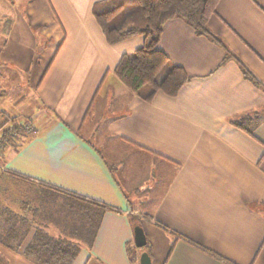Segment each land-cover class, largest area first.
Listing matches in <instances>:
<instances>
[{
  "label": "crops",
  "instance_id": "obj_1",
  "mask_svg": "<svg viewBox=\"0 0 264 264\" xmlns=\"http://www.w3.org/2000/svg\"><path fill=\"white\" fill-rule=\"evenodd\" d=\"M98 1L0 0V98L19 93L21 111L0 109V126L16 117L34 126L3 150L6 171L111 207L72 264H139L141 250L134 262L127 253L133 224L151 264H264V119L252 134L230 122L260 109L264 91L173 18L156 47L190 79L174 96L143 99L114 68L145 39L108 43ZM208 26L264 84V0H219ZM4 179L17 186L0 187V206L27 215L19 201L30 188ZM33 233L4 255L29 264L22 249Z\"/></svg>",
  "mask_w": 264,
  "mask_h": 264
},
{
  "label": "trees",
  "instance_id": "obj_2",
  "mask_svg": "<svg viewBox=\"0 0 264 264\" xmlns=\"http://www.w3.org/2000/svg\"><path fill=\"white\" fill-rule=\"evenodd\" d=\"M218 1L101 0L94 3L92 13L108 43L134 35L144 37L143 46L121 55L114 72L122 83L145 100L151 99L158 90L174 96L190 79L181 66L173 64L156 47L164 23L173 18H181L193 28L196 35L218 44L224 52L221 64L234 60L244 78L264 91V84L209 28L208 19L216 12ZM261 119H264V105L234 117L230 122L252 134ZM5 172L0 173V187L7 184L4 179L6 176L23 182L30 192L19 201V208L25 210L27 215L0 206V247L17 252L27 233L33 229L34 233L23 247L22 255L34 264H72L82 247L91 248L104 213L111 209L109 205L64 191L55 185L36 182L18 172ZM133 219L131 217L130 221ZM127 247L128 259L134 262L137 260L136 252L148 249V244L143 248L135 245Z\"/></svg>",
  "mask_w": 264,
  "mask_h": 264
},
{
  "label": "built area",
  "instance_id": "obj_3",
  "mask_svg": "<svg viewBox=\"0 0 264 264\" xmlns=\"http://www.w3.org/2000/svg\"><path fill=\"white\" fill-rule=\"evenodd\" d=\"M33 132L32 122L23 117L10 119L0 127V173L6 171L1 161L3 150L19 146Z\"/></svg>",
  "mask_w": 264,
  "mask_h": 264
},
{
  "label": "rangeland",
  "instance_id": "obj_4",
  "mask_svg": "<svg viewBox=\"0 0 264 264\" xmlns=\"http://www.w3.org/2000/svg\"><path fill=\"white\" fill-rule=\"evenodd\" d=\"M19 93H15L14 95H6L0 98V109H4L8 112H13V113H17V112H21L20 111V107H19V97H18ZM18 103V104H16ZM12 119V118H11ZM3 118L2 116H0V123H2ZM7 185H9L10 189H7L8 192L9 191H13L14 188L17 185H14L13 183H7ZM4 187H6L5 185H3ZM7 188V187H6ZM10 195V194H9ZM5 249H3L2 247H0V264H21L19 262V260L13 259V258H7L6 255H4V251ZM26 262H29V264H33L30 260L25 259Z\"/></svg>",
  "mask_w": 264,
  "mask_h": 264
},
{
  "label": "water",
  "instance_id": "obj_5",
  "mask_svg": "<svg viewBox=\"0 0 264 264\" xmlns=\"http://www.w3.org/2000/svg\"><path fill=\"white\" fill-rule=\"evenodd\" d=\"M133 241L137 248H143L147 243L144 230L140 225H135L133 227ZM138 260L139 264H151L150 255L145 249L140 251Z\"/></svg>",
  "mask_w": 264,
  "mask_h": 264
}]
</instances>
